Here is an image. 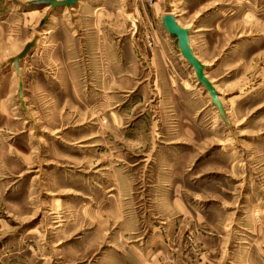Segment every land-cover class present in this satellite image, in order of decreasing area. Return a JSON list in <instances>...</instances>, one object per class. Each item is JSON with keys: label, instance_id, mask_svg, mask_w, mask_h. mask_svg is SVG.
<instances>
[{"label": "rangeland", "instance_id": "rangeland-1", "mask_svg": "<svg viewBox=\"0 0 264 264\" xmlns=\"http://www.w3.org/2000/svg\"><path fill=\"white\" fill-rule=\"evenodd\" d=\"M37 1L0 0V264H264V0Z\"/></svg>", "mask_w": 264, "mask_h": 264}, {"label": "water", "instance_id": "water-1", "mask_svg": "<svg viewBox=\"0 0 264 264\" xmlns=\"http://www.w3.org/2000/svg\"><path fill=\"white\" fill-rule=\"evenodd\" d=\"M76 1L77 0H38L37 2L45 3L49 5L50 8H53L55 6H69ZM161 23L167 32L175 36L178 50L186 62L192 67L197 82L208 92L212 103L221 110V104L217 99V92L203 74L204 65L196 58L189 45L188 29L177 24L174 16L170 13L162 14Z\"/></svg>", "mask_w": 264, "mask_h": 264}, {"label": "bare ground", "instance_id": "bare-ground-1", "mask_svg": "<svg viewBox=\"0 0 264 264\" xmlns=\"http://www.w3.org/2000/svg\"><path fill=\"white\" fill-rule=\"evenodd\" d=\"M175 21H176V19H175ZM177 23V22H176ZM178 24V23H177ZM204 71V70H203ZM203 74H204V72H203ZM205 76V75H204ZM209 81V80H208ZM213 87V86H212Z\"/></svg>", "mask_w": 264, "mask_h": 264}]
</instances>
